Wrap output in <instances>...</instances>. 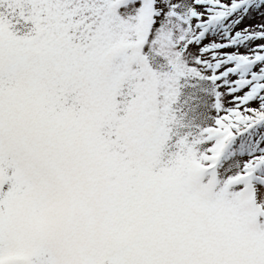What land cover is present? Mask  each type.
I'll list each match as a JSON object with an SVG mask.
<instances>
[{
    "label": "snow or ice",
    "instance_id": "1",
    "mask_svg": "<svg viewBox=\"0 0 264 264\" xmlns=\"http://www.w3.org/2000/svg\"><path fill=\"white\" fill-rule=\"evenodd\" d=\"M0 264H264V0H0Z\"/></svg>",
    "mask_w": 264,
    "mask_h": 264
}]
</instances>
